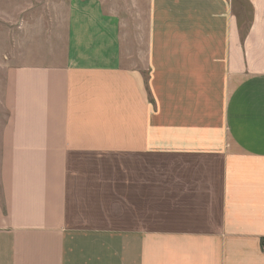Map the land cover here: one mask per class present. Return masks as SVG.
Here are the masks:
<instances>
[{
    "label": "crops",
    "instance_id": "crops-1",
    "mask_svg": "<svg viewBox=\"0 0 264 264\" xmlns=\"http://www.w3.org/2000/svg\"><path fill=\"white\" fill-rule=\"evenodd\" d=\"M0 0V264H264V0Z\"/></svg>",
    "mask_w": 264,
    "mask_h": 264
},
{
    "label": "rangeland",
    "instance_id": "rangeland-1",
    "mask_svg": "<svg viewBox=\"0 0 264 264\" xmlns=\"http://www.w3.org/2000/svg\"><path fill=\"white\" fill-rule=\"evenodd\" d=\"M111 10H114L124 21L125 29L134 31L142 28L146 20L148 0H103ZM235 11L244 19L249 15V7L245 0H234ZM143 29V28H142ZM3 74L0 72V81Z\"/></svg>",
    "mask_w": 264,
    "mask_h": 264
},
{
    "label": "built area",
    "instance_id": "built-area-1",
    "mask_svg": "<svg viewBox=\"0 0 264 264\" xmlns=\"http://www.w3.org/2000/svg\"><path fill=\"white\" fill-rule=\"evenodd\" d=\"M263 249H264V242H263Z\"/></svg>",
    "mask_w": 264,
    "mask_h": 264
}]
</instances>
